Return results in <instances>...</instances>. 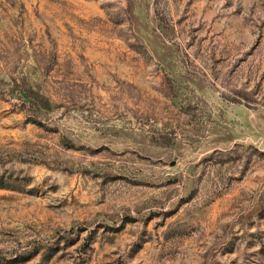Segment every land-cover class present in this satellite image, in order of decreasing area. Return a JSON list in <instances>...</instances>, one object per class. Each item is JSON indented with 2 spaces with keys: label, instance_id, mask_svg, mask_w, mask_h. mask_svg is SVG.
<instances>
[{
  "label": "rangeland",
  "instance_id": "374dc122",
  "mask_svg": "<svg viewBox=\"0 0 264 264\" xmlns=\"http://www.w3.org/2000/svg\"><path fill=\"white\" fill-rule=\"evenodd\" d=\"M0 264H264V0H0Z\"/></svg>",
  "mask_w": 264,
  "mask_h": 264
}]
</instances>
